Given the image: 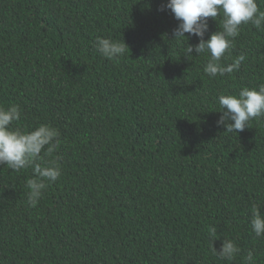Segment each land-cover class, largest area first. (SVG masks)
<instances>
[{
	"label": "trees",
	"instance_id": "1",
	"mask_svg": "<svg viewBox=\"0 0 264 264\" xmlns=\"http://www.w3.org/2000/svg\"><path fill=\"white\" fill-rule=\"evenodd\" d=\"M264 11V0H256ZM166 0H0V106L58 132L61 175L28 203L33 166H0V264H264V118L224 133L218 96L264 85V27L243 24L210 77ZM223 14L209 18L211 34ZM98 37L128 46L105 58ZM215 228V236H210ZM215 240V241H213ZM232 240L231 261L211 251Z\"/></svg>",
	"mask_w": 264,
	"mask_h": 264
},
{
	"label": "clouds",
	"instance_id": "2",
	"mask_svg": "<svg viewBox=\"0 0 264 264\" xmlns=\"http://www.w3.org/2000/svg\"><path fill=\"white\" fill-rule=\"evenodd\" d=\"M170 10L177 26L172 32L174 40L196 37L198 43L185 48L186 57L209 54L204 72L210 77L224 76L238 70L246 60L241 54L230 64L222 65L220 61L232 47V41L239 35L241 25L251 23L257 29L264 27V11L256 0H166L158 11ZM223 14L220 30L205 40L209 31V18L215 20ZM188 34V37L185 36ZM97 50L107 59H115L124 55L128 46L123 42L110 38L98 37ZM220 110L217 127H224V133H235L249 128V123L256 118H264V85L258 88L242 87L238 95L221 94L218 96ZM19 105L7 108L0 106V166H7L13 171L32 165L35 178L27 180L28 203L35 207L46 189V182H55L61 175V169L55 162L35 163L42 160V151L51 154L58 144V132L49 125H40L32 131L23 132L11 127L14 121L21 119ZM251 228L257 237H264V215L254 205L252 209ZM211 230L210 236H215ZM215 241V240H213ZM211 251L220 259L233 260L240 248L232 240H223L219 250L213 246ZM247 264H256L253 253L246 257Z\"/></svg>",
	"mask_w": 264,
	"mask_h": 264
}]
</instances>
